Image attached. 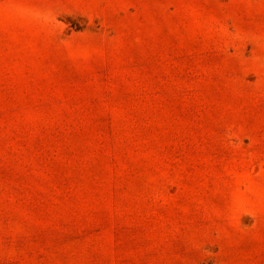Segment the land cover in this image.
I'll list each match as a JSON object with an SVG mask.
<instances>
[{"label": "rangeland", "instance_id": "rangeland-1", "mask_svg": "<svg viewBox=\"0 0 264 264\" xmlns=\"http://www.w3.org/2000/svg\"><path fill=\"white\" fill-rule=\"evenodd\" d=\"M0 264H264V0H0Z\"/></svg>", "mask_w": 264, "mask_h": 264}]
</instances>
